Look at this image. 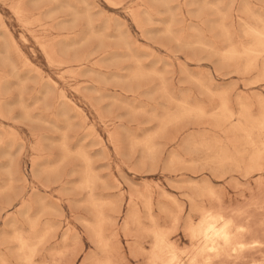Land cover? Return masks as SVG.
Wrapping results in <instances>:
<instances>
[{
	"label": "rangeland",
	"instance_id": "obj_1",
	"mask_svg": "<svg viewBox=\"0 0 264 264\" xmlns=\"http://www.w3.org/2000/svg\"><path fill=\"white\" fill-rule=\"evenodd\" d=\"M19 1L20 0H0V26L3 25V27H5L4 29L3 27L0 28V100H1L0 101L1 103L0 104V136H1L0 137V166L2 165L0 167V181H3V183L0 182L1 183L0 187L4 185V187L3 188L1 187V190H0V194H1L0 195V253H1L0 262H5V263L7 262L6 264H18V262H16L15 260V258L17 259V252H18V250H16L18 249L17 247L18 245L16 244L17 243L16 239L21 237L22 239L27 240L30 237H32L34 234L36 236L38 233L39 236L41 237L43 236L46 240L42 237L43 238L42 242L44 241L45 242L41 243L40 244L41 246L38 245L37 254L35 256L36 257L35 262L37 264H41V263L42 264H108V262L110 264H150L149 260H150V253H151L152 243H153L152 237H151V231L156 230V228L157 230L159 228L160 230H163V231L166 230L164 232H167L165 234L167 235L169 245L173 243V245L171 244L172 245L171 247H173V249L179 255V257L183 261L186 262L188 259L187 258L188 253L194 248V245L190 241L189 237L187 236L184 228H186L187 225L190 224L188 222L196 224L197 222L200 221V213H199L200 210L198 208H202L201 210L209 211V212H211L212 209L214 208L212 211L213 213L214 211L218 212V210L220 213L223 212L224 214L225 212H227V214L225 215H227L229 218L231 216L232 219L235 218V221L238 220V223L241 222L243 226L245 227H251V226L258 227L259 224L262 225V227L264 226L263 225L264 222H262L264 220V188H261V187H264L262 186L264 185V173L261 175L250 174L251 176H249L248 173L246 171L244 172L242 168H237V170H241L240 172V171H237L235 167L232 165L231 166L227 165L224 168H220L219 166H217L216 160L214 159L216 157L215 155H217L218 151L222 150L223 146L225 148L227 147L228 149H230L231 150L230 153L233 152L232 144L229 143L231 139H233V137H235L237 142L239 139L238 143L239 144L241 143L240 146L244 148V151L247 150L246 152H248V148L244 147L246 145L242 143L243 137L239 135L237 132H235L238 130L234 131L235 126L240 122L238 118H240L243 112L247 111L246 112L247 114L248 112H250L249 116L251 118L253 117L252 119L257 124L255 125V123H253V125L251 126L252 130H249V131L251 132L255 131L253 132L255 134H257V132L260 131L257 128L258 120H260L261 118H264V111H263L264 110V89H263L264 82H261V79L264 80V76H263L264 71L261 70V69L264 70L263 68L264 66H262L264 64V34H263L264 33V22H263L264 21V10L262 9L264 8V0H231L233 1V3H231V1L229 0H203V1L201 0L200 2L199 0H184V2L183 0H140V1L139 0H113V1L112 0L110 1L109 0L108 1L107 0H38V1L37 0H22L20 1V3ZM81 1L82 2L85 1V2L81 3ZM17 2H18V5L16 4ZM110 2L112 3L108 5L107 3H110ZM192 2L194 3V6H192L193 5ZM218 2L220 3V5H217ZM12 4H13L14 9H12L13 7H11ZM69 4L72 7H70ZM82 4L84 5L82 6ZM213 4L216 6H211ZM85 5L86 7H84ZM112 5L113 7L115 6V8H113ZM175 5L179 7V8L177 7L178 10L175 9L176 8ZM204 5L207 8H205ZM17 6H18V9H16ZM59 7L61 8V10L63 8V10L61 11ZM138 7L140 9V10L138 9L139 11L137 10ZM85 8H87L88 11H86ZM227 8H229V12L228 10L226 11ZM66 9L69 12L64 11ZM148 9H152V10H148ZM13 10L15 12L17 11V13L14 12L15 13L14 14ZM249 10H250V13H249ZM21 11L24 14H21ZM136 11H138V14L135 15ZM222 11L225 13L222 14L221 13ZM18 13H20L21 15L19 14L20 16L17 17ZM189 13L191 15H189ZM167 14L169 17L167 16ZM84 15L86 16V18ZM258 15H260L261 18ZM144 16L146 17V19ZM137 17L140 20L139 24H135L136 22H139ZM174 17L176 20L174 19ZM250 17L252 20L250 19ZM32 18L34 20H31ZM132 18L135 23L132 22ZM136 18L137 20H135ZM19 19H21V21H19ZM84 19H86L87 21ZM179 19H181L182 21ZM211 19L215 20L214 22L212 20L213 24L211 22ZM68 20H72V21L70 22ZM91 20H92V23H91ZM255 20L256 21L259 20L258 22L261 25L259 23H255L256 22ZM29 21H31V23ZM203 21H204V24H203ZM242 21L243 23H240ZM116 22L118 23V25L120 24L119 25L120 27L117 25ZM176 22L178 23L174 25ZM210 22L212 24V27H211ZM218 22L221 23V26H220V23ZM22 23H25V24L22 25ZM159 23L162 24V26L164 24L166 27L165 26L162 27ZM190 23L192 24V26H190ZM226 23L229 29L228 27L226 28L227 26ZM73 24L74 26H72ZM87 24L89 28L87 27ZM230 24L233 26H230ZM143 25L145 26L144 27L145 30H143L144 28H140L141 26L143 27ZM42 27H44V29ZM223 27L225 28L223 29ZM90 28H92L91 29L92 31L90 30ZM210 28L212 29V32ZM213 28L214 29L216 28L215 31L213 30ZM217 28L220 29V31L217 30ZM241 28L243 29V31H241L242 30ZM126 29L128 30V33H126L127 32ZM138 29H141V31H139ZM158 29L160 31L156 32L158 31ZM189 29L191 32L189 31ZM177 32L179 33L177 34ZM84 35H86V37H84ZM172 35L175 39L172 37ZM217 35L220 36V38L223 36L224 37L223 39H215L214 37L217 38ZM67 36H70V38H68ZM175 36L177 38L179 37L180 39L179 38L177 39ZM187 36H189V38ZM200 36L202 39L200 38ZM66 37L68 38V41ZM71 37L72 38L77 37V38L72 39ZM184 37L186 39H184ZM168 38L169 39L171 38L174 40L173 41L167 40ZM187 38L191 40V41H187L188 43H186L185 41V40H188ZM23 39L25 41H23ZM92 39H96V40H92ZM99 39L103 41L99 43L100 42ZM125 39L127 40L126 42H125ZM195 39H199V40H195ZM117 40L120 42H118ZM206 40L208 44L206 43ZM210 41H211L210 43L211 45L209 44ZM246 41H248L249 43H246ZM121 42L125 45L126 44L128 45L130 44V45L128 47V45L125 46ZM224 42H226L228 45L225 44ZM232 42L233 44H231ZM243 42L244 44H241ZM180 43L181 45H179ZM234 44L235 45L237 44L236 47H234L235 46ZM240 44L242 46L243 45L245 46L242 47ZM213 48L215 49V51ZM222 48L224 49L226 48V49L224 50ZM236 48L239 52L236 50ZM5 49L7 50V53ZM257 49L258 51L261 49L262 50V51L260 50L261 53L260 51L257 52ZM44 50L45 52H42ZM137 50H138V54H137ZM152 50L155 51V53ZM199 51H201V53ZM130 52H132V55L130 54ZM1 53H2V56H1ZM140 53L141 55L143 53L145 55L143 54L141 56L142 58H140ZM207 53H209L208 56H207ZM216 53L219 55L220 58L218 57ZM44 54L47 55L49 58H46L47 56H45ZM254 54L255 56L253 57L252 55ZM111 55L113 56L111 57ZM117 55L119 57H117ZM126 55L129 57V59ZM136 55L139 57H137ZM2 57L3 58L5 57L6 59H8L9 62L5 58H4L5 59L4 61ZM109 57L112 58L113 60H111ZM144 57H146V59H144ZM241 57H243L242 60H241ZM248 57H251L252 60L251 58L249 59ZM255 57L256 58L258 57V59H256ZM109 59L110 61H107ZM161 59H163V61ZM95 60L97 61L95 62ZM129 60L130 61L132 60V61L129 62ZM255 60L257 63L255 62ZM119 61H122V62H119ZM125 61H128V62H125ZM166 61L170 63L168 64ZM27 62L29 63L26 64ZM154 62L157 65L154 64ZM221 62H225L226 65L227 63L229 64L226 66L224 65L225 63L223 64ZM253 62L255 63V66ZM95 63H97L96 64L97 67L95 66ZM56 64L58 67L56 66ZM133 64H135L134 66L136 67V69L134 70L133 68H131V67H134ZM233 64L236 66H234ZM242 66H245V67L248 66V69L245 67L243 68ZM126 67L127 69H125ZM149 67L153 71H151ZM153 67H156V68H153ZM256 67L257 69H255ZM240 68L243 69V71ZM35 69L38 73L35 72ZM14 70L15 72L13 73ZM156 70H158L159 72ZM64 71H68V72L64 73ZM130 71H132L131 72L132 74L130 73L128 76V73ZM182 71L183 73H181ZM235 71L237 74L235 73ZM246 71H247V74H246ZM156 72H158V74ZM191 72L192 74H190ZM92 73L94 74V76H91ZM95 73L97 76L95 75ZM111 73L114 74L116 78L118 79L112 76ZM216 73H218L219 75ZM73 74L76 76H72ZM227 74L228 75L230 74L229 77ZM130 75H131V78H130ZM185 75L188 79H185L186 78ZM203 75H206V76L204 77ZM207 75H208V80L206 78ZM256 75L257 76L259 75L260 78L258 76L259 79H257ZM99 76H101V78H99ZM156 76L158 77L159 81L157 80ZM123 77L124 78L126 77V78L123 80L122 79ZM198 77L199 79H197ZM200 77L201 78L204 77L206 79H202L200 81L201 79ZM129 79H132V80H129ZM110 80L111 81L114 80V81L111 82ZM141 80L143 82H141ZM244 81H247V82L245 83ZM13 83L15 84L17 83V85ZM81 83H83L84 85L83 84L82 86L79 85ZM255 83L256 85H254ZM196 84H199V86ZM207 84H210L209 85L210 88L207 87ZM247 84L250 87L247 86ZM10 85L13 87L14 86L17 87V89H15V87L10 88ZM159 85L162 87V89ZM76 86H81V87L78 88ZM157 86L161 90L159 89L158 91ZM20 87L22 88V91ZM24 87L26 89H24ZM46 87H47L48 92L45 89ZM197 87L200 89L201 92H199ZM219 88L222 90H220ZM183 89L185 90V92ZM210 89L211 90L213 89V91H211ZM165 90H167L168 92H166ZM181 91H182V95H181ZM39 92H41L43 95H41V93ZM98 92L99 94H97ZM153 92H155V94ZM156 92L158 94H156ZM132 93L133 95H131ZM143 93L146 95H144ZM152 93L154 95H151ZM161 93L162 94L164 93L163 94L164 96L163 95L161 96L160 95ZM167 93L171 94V97H169ZM256 93H260V94L256 96L257 95ZM36 95L38 97L37 99H36ZM105 95L108 98H106ZM178 95L181 96L182 98H179ZM198 95H202V96H198ZM206 95H208V98L206 97ZM216 95L219 97H216ZM148 96L150 99L148 98ZM152 96H154L153 99H152ZM243 96L247 98L249 96V98L248 99L245 97L243 98ZM185 97L189 99L183 100L185 99ZM213 97H215V99ZM43 98H45V100ZM167 98L169 99L168 102L173 101L172 104H170L171 102L170 103L165 102V99L168 100ZM171 98L175 100L177 99V100L175 101ZM192 98L194 99V101ZM34 99L37 101H35ZM62 99H64V102L62 101ZM178 99L180 102L178 101ZM180 99H182L183 102H181L182 100ZM58 100H60V102ZM131 100H133L134 102L133 101L131 102ZM123 101L124 102L128 101L127 102L128 104L124 103ZM138 101L140 102H139V105L137 106ZM199 101L201 102V104L202 103L203 104L201 105ZM222 101L224 102L226 101L225 103L227 107H229L228 108L229 114L232 115L231 121L227 120L226 121L227 123L225 122V124L220 123L216 119L219 114L218 112L219 106L216 104L220 105ZM245 101L246 102L248 101L247 103L250 102L249 104H252L253 107L248 104L249 108H252V109H248V106ZM19 102L20 103L22 102L21 108L23 107V110H25V107L26 109H28L27 112L25 110V113H24V111L20 109ZM193 102L196 103L197 105H194ZM236 103H238L239 107L237 106ZM131 104L133 106H131ZM172 105H173V108H172ZM10 106L11 108H9ZM139 106L143 107L144 110L142 108L140 109ZM165 106L166 107L168 106L166 109L167 110L170 109L169 110L170 112L167 111L166 109L163 110ZM197 106L199 107V109L197 108ZM132 107L136 109L137 112H135V110ZM151 107L153 108V110H150ZM178 107H179V110L181 108V111H182L181 113L177 109ZM127 108L129 109V111ZM61 109H64V110L62 111ZM154 109L156 111H154ZM209 109L213 111H209ZM174 110L176 112L178 111L179 114L177 112V115H176ZM150 111L152 113H149ZM259 111H260V114L257 115ZM66 112L67 114L70 113L69 116L66 114ZM143 112H145V115H147V117L143 115ZM159 112L162 114H160ZM206 112L208 114H206ZM169 113L170 114L173 113L171 114V117L169 116ZM174 113L176 116L174 115ZM251 113L253 116L251 115ZM27 114L30 120L26 117ZM38 114H39V117H38ZM74 114L76 115V118ZM136 114H139V115H136ZM180 114L181 116L179 117ZM35 115H36V118L38 119L40 118L38 122L40 121L41 124L37 122V120L35 119ZM133 115H136V116L133 117ZM155 115L160 116V120H159V117L157 118L155 117ZM189 115H190V118H189ZM2 116L4 118H2ZM173 116H174V119H173ZM55 118L57 119L56 121H55ZM85 118H87V121ZM180 118L181 120H183L182 123L178 121L180 120ZM194 118L197 121L201 119L199 121L200 125L197 121H195ZM150 119H152L151 122H150ZM187 119H190V120L188 121ZM211 119L213 120L212 123H211ZM206 120L208 121L209 124L207 123ZM173 121L178 122V124L176 125V123ZM51 122L52 124H50ZM162 122L164 124H162ZM206 123L208 125H206ZM64 124L66 125V128ZM174 124L176 126H174ZM210 124L212 127L210 126ZM232 124L234 127L232 126ZM213 125H214V129H213ZM155 126L158 128L157 130H155ZM52 127L54 128L53 130L51 129ZM159 127H160V131H158ZM131 128L133 129L132 130L133 132L136 130L137 131L135 133H131L132 132L130 130ZM146 128L151 129V131L154 130L152 131L154 133H150V130ZM226 128L228 132L225 130ZM91 130L95 132L93 133ZM224 130L226 131V133H228L227 136ZM201 131H204L206 136L207 134L211 132V134L207 136L209 140L206 136H204L205 134L202 135L203 132ZM159 132L162 134L161 135L162 137L159 134H157ZM200 132H201V135H200ZM60 133H64V135ZM214 134H216V136ZM84 135H86L87 137ZM90 135H92V137ZM9 136L13 138L11 139L9 138ZM49 136L50 137L53 136L52 139L61 138L62 140L60 139V142H59V140L57 141L56 139H54L53 140L54 142H52ZM158 136H160V138H156ZM190 136L193 139H191ZM202 136H204L205 139L202 138ZM209 136H211L212 139ZM48 137L50 138V141L49 139H46ZM215 137L217 138L215 139ZM6 138L10 140L8 141ZM99 138H101L102 141H99ZM129 138H130V141H129ZM218 138L222 139V141H219ZM227 139H228V142H227ZM235 139H233L232 141H235L234 143H237ZM12 140L14 141L12 142ZM94 140H96V142ZM201 140H205L206 142L201 141ZM207 140L209 141V143L207 142ZM212 140L214 141V143H212L213 142ZM217 140L219 141V145H218ZM55 141L58 144L55 143ZM93 142H95L94 143L95 147H93L94 146ZM99 142H101V144ZM220 142H222V144H220ZM50 143L55 144V146L57 147H54V145L51 146ZM158 143L161 147H159ZM191 143H194L195 146ZM199 143H202V144L205 143V144L204 145L200 144V146H198ZM1 144H3V146H1ZM65 144L67 145L65 146ZM141 144H143L144 146ZM131 145H133L134 147L133 149ZM59 146L61 149L58 148ZM187 146H189L190 149L186 148ZM219 146H221V149ZM72 147L74 148L72 149ZM137 147H140V148H137ZM150 147L152 148V150ZM204 147L205 148L207 147V148L204 149ZM6 148H9L10 151L9 149L7 150ZM81 148L85 152L82 151ZM197 148L198 150H200L199 152ZM225 148H223V150ZM242 148H240L241 151L243 150ZM69 149H72V151L71 150L69 151ZM61 150L63 153L61 152ZM5 151H7L8 153ZM42 151L43 153H41ZM77 151H80V152L82 151L83 154H80V152H77ZM150 151L151 152L154 151L153 154L152 153L150 154ZM9 152L11 153L12 158L10 157ZM12 152L13 153L16 152V153L13 154ZM72 152L75 155L78 154L76 155L78 157L76 158V156ZM143 152L145 156L142 154ZM85 153L86 155H84ZM170 153H172L171 157L169 156ZM4 154L6 157L4 156ZM70 154H72L71 157L75 156V158L69 157ZM86 156L90 157L89 160H88V157ZM178 156L181 158H179ZM8 157L9 159H11V161H9ZM173 157H174V160L172 162ZM44 158L45 160H43ZM55 159L59 160V162ZM80 159H81V163H80ZM211 159H214V160L212 161ZM48 160L50 163L48 162ZM153 160H154V163H153ZM142 161L144 162L142 163ZM166 161L170 162L168 165L169 166L168 169H165L167 168ZM8 162H9V165H8ZM86 162L87 164H85ZM171 162L173 164H171ZM178 162L181 163L183 168L182 166L180 167V164ZM189 162H191L192 164H190ZM38 163L40 167H37ZM198 163H200V165ZM46 164H48L49 168H47L48 166H46ZM4 165L5 166L8 165V166L5 167ZM44 165L45 167L42 168ZM54 165L55 166L58 165L57 171ZM191 165L193 168L191 167ZM185 166L187 169L185 168ZM50 168L52 170H50ZM194 168L196 170H194ZM55 172L57 173L56 175H55ZM74 172H76L75 175H74ZM83 172L85 174H83ZM242 172L244 173L242 174ZM11 174H12V177H11ZM7 175L9 176V178ZM220 175H222V177ZM89 176L91 178H89ZM82 177H84V179ZM85 177H86V182H87L86 183L87 190L86 189L83 190L84 189L83 183L81 184L79 183V180L84 182ZM257 178L259 180L262 178L261 183ZM229 179H231V181ZM254 179H256L257 183L256 182L254 183L253 181ZM189 180H191V182ZM195 181H196V185L194 184ZM6 182L7 183L9 182V183L6 184ZM209 182L211 185H214V187H212L210 184H207V186L210 187L212 191H214L212 193V197H209L206 199L205 197L207 196L205 197L198 196L197 191L200 188L204 187L206 183H209ZM154 184L155 186L157 185L156 186L157 188L154 186ZM5 185L9 188V190H7L8 188L5 187ZM78 185H79V188H78ZM184 185H186V187ZM10 187H12L11 191H10ZM257 187L259 190L257 189ZM88 189H91V190H88ZM90 191L91 193H93V195L89 194ZM260 191H262L261 193H263L262 196L259 193ZM149 192L151 193L150 195H152L150 196V198L148 196ZM183 194H184V197H186L188 201L189 200L192 201L193 199L195 200L196 196H198L197 197L198 200L196 199L195 200L196 202L192 201V205H191L190 201L188 203V201L184 197L181 198ZM145 195L148 196L149 198L148 201ZM90 196L92 198L96 196L95 201ZM99 197H102V198H99ZM172 197H173V200H172ZM129 198H131L132 202L129 201L130 200ZM217 198L218 199L221 198V199L216 201ZM41 199L42 200L46 199V200L42 201ZM106 200H107L108 207L106 206L107 205ZM201 201L204 203L202 204ZM42 202L43 203L45 202V203L43 204ZM147 202H149L150 204H147ZM176 202L180 203L178 204V207L179 206L181 207L179 210L176 205L177 204ZM181 202H184V203H181ZM214 202H217V203L221 202L220 204L222 205L214 203ZM29 203L31 206H28ZM133 203H136V204H133ZM194 203L196 204V207H194L193 209V207L191 206H194ZM22 204H25L26 206ZM146 204L149 207H147ZM255 204L256 206H254ZM162 205H166V206H162ZM208 205L209 207H207ZM219 205L221 206L220 209L223 208V211H221L222 209L221 210L217 209L219 208ZM40 206H41V210L39 211ZM96 206L97 208H99L100 211H102L104 216L99 212L97 208H95ZM102 206L103 207L106 206V207L102 208ZM236 206H239L240 208L238 207L239 209L237 210ZM234 207H235V210L237 211L233 209ZM242 207L245 209H243ZM148 208L149 209L152 208L150 209L151 213L150 211L149 212L147 211L149 210ZM195 208H197L198 210L196 211ZM228 208L231 211V213H235L236 216H234V214H231ZM167 209L168 211H166ZM246 209L249 212L248 214L251 215L252 212L254 211L255 215L253 216L251 215L252 218L247 217V216H245L246 218L244 217L245 219L240 218L244 216L245 214L248 215L246 213L247 212ZM192 210H195L196 212L195 211L192 212ZM173 211L174 212L176 211L175 213L178 215L176 216V214L173 213ZM96 212L98 214L100 213V216L102 218L103 226H101V230H102L101 237L104 238V240H106V241H103V244H102L103 239L101 238L100 240H97L95 233L93 232L94 231L93 229L96 226L94 225L96 224V217L98 215ZM137 212L138 214H136ZM170 212L172 214H170ZM238 212L243 215L240 214V216L238 217L239 215ZM18 214H21L20 215L21 217ZM27 215L28 217L30 215V217L28 218ZM135 215H137V219ZM138 215L140 217H138ZM186 215L190 219L186 217ZM152 217H153V220H151ZM236 217H238L239 219H237ZM139 218H141V220ZM174 218L175 220L177 219L178 221V222L176 221L177 223H175ZM249 218L251 221L249 220ZM253 218H255V220ZM136 220H138V222L140 221L139 222L140 224ZM173 220H174V224H173ZM246 220H249L251 223L255 222L257 226L255 223L251 224L250 222ZM14 221H16V223ZM45 221H48V222L45 223ZM258 221L260 222L257 223ZM19 222L21 223L23 228L21 227ZM246 222H248L249 225ZM241 223L239 225H241ZM27 224L29 225V227L27 226ZM45 224L48 227H45L44 226ZM260 225L258 228L262 229ZM10 227L12 230L10 229ZM18 227L19 228L21 227L20 228L21 230L18 231ZM35 227L37 229H35ZM14 229L15 230L17 229L18 232L21 231L22 233H18ZM33 229L36 231V233L32 231ZM167 229L170 233L171 231L174 232L175 235L173 233L169 235ZM146 230H148L150 234ZM173 230H176V232ZM261 232L264 234V227H263V231H260L259 233V235L262 237H259L258 235L259 241H261V244L263 243V249H264V235H262ZM11 233H12V236H9ZM31 234L33 235L31 236ZM3 235L4 236L6 235V236L4 237ZM3 237L6 238V240L4 239V241L5 242L7 241L8 242V243L6 242L7 244L5 242H2ZM258 238H256L255 236H251V238L246 239V241L250 242L252 241V239L258 240ZM104 242H106L105 246H104ZM183 247H186L187 250H188V247H190V249L189 251L186 252V250H184L185 248L183 249ZM9 249L11 251H8ZM179 251H181L182 253ZM262 253L264 254V251ZM229 257H230L229 258L230 260L229 259L227 260L228 257L226 256V262L224 260L225 257H221L223 260L221 258L214 260L213 258L211 264L213 263L214 264H244L245 262H246L245 264H262V263L264 264V255L262 254L253 255L252 257L254 258L249 256L248 258L242 260L241 262L238 260L234 261V257L232 255ZM3 258H4V261H3Z\"/></svg>",
	"mask_w": 264,
	"mask_h": 264
},
{
	"label": "bare ground",
	"instance_id": "obj_2",
	"mask_svg": "<svg viewBox=\"0 0 264 264\" xmlns=\"http://www.w3.org/2000/svg\"><path fill=\"white\" fill-rule=\"evenodd\" d=\"M20 1H22V0H20ZM20 1H19V3H20ZM38 1V0H37ZM108 1V0H107ZM110 1V0H109ZM113 1V0H112ZM140 1V0H139ZM201 0H199V2H200ZM203 1V0H202ZM229 1H231V0H229ZM35 2V1H34ZM55 2H57V1H55ZM85 2V1H84ZM84 2H82L81 1V3H84ZM183 2H184V0H183ZM198 2V3H199ZM216 2V1H215ZM247 2V1H246ZM22 3V2H21ZM112 2H110V3H107L108 5H110ZM118 3V2H117ZM155 3H157V2H155ZM160 3V2H159ZM179 3V2H178ZM198 3H197V5H198ZM231 3H233V1H231ZM245 3V2H244ZM17 5H18V2L16 3ZM36 4V3H35ZM65 4H67V3H65ZM87 4V3H86ZM135 4V3H134ZM141 4V3H140ZM161 4V3H160ZM170 4V3H169ZM193 4V5H192ZM192 6H194V3L192 2ZM196 4V3H195ZM207 4V3H206ZM215 4V3H214ZM211 5V6H216V5ZM4 5V4H3ZM70 5V4H69ZM84 4H82V6H83ZM201 5V4H200ZM209 5V4H208ZM217 5H220V3L218 2V4ZM231 5V4H230ZM66 6V5H65ZM68 6V5H67ZM96 6H98V5H96ZM121 6V5H120ZM164 6V5H163ZM169 6V5H168ZM205 6V5H204ZM247 6V5H246ZM11 7H13V4H12V6ZM19 7H20V5H19ZM70 7H72L71 5H70ZM79 7V6H78ZM84 7H86V5L84 6ZM112 7H113V5H112ZM165 7V6H164ZM167 7V6H166ZM175 9H177V7L178 6H176L175 5ZM210 7V6H209ZM218 7V6H217ZM229 7V6H228ZM76 8H77V6H76ZM97 8V7H96ZM113 8H115V6L113 7ZM118 8V7H117ZM141 8V7H140ZM170 8V7H169ZM174 8V7H173ZM179 8V7H178ZM205 8H207L206 6H205ZM212 8V7H211ZM255 8V7H254ZM259 8V7H258ZM12 9H14V7L12 8ZM16 9H18V6L16 7ZM20 9H21V7H20ZM23 9V8H22ZM59 9L61 10V8L59 7ZM65 9V8H64ZM86 9V11H88L87 10V8H85ZM139 9V7L137 8V10ZM167 9V8H166ZM171 9V8H170ZM200 9V8H199ZM198 9V10H199ZM213 9V8H212ZM256 9V8H255ZM261 9V8H260ZM263 10H264V8H262ZM62 10H63V8H62ZM61 10V11H62ZM133 10V9H132ZM135 10H136V8H135ZM140 10V9H139ZM138 10V11H139ZM148 10H152V9H148ZM178 10V9H177ZM176 10V11H177ZM197 10V11H198ZM202 10V9H201ZM228 10V12H229V8H227L226 9V11ZM251 10V9H250ZM250 10H249V13H250ZM64 11H67V9L66 10H64ZM81 11V10H80ZM84 11V10H83ZM99 11H101V10H99ZM127 11H128V9H127ZM138 11H136L135 12V15L136 14H138ZM147 11V10H146ZM216 11H217V9H216ZM219 11V10H218ZM244 11H245V9H244ZM257 11V10H256ZM256 11H255V13H256ZM259 11V10H258ZM15 11L13 10V13H14ZM26 12V11H25ZM67 12H69V11H67ZM103 12V11H102ZM145 12V11H144ZM164 12V11H163ZM173 12H174V10H173ZM196 12V11H195ZM201 12V11H200ZM15 13H17V11L15 12ZM14 13V14H15ZM53 13V12H52ZM55 13V12H54ZM80 13V12H79ZM134 13V12H133ZM167 13V12H166ZM166 13H165V15H166ZM190 13H191V11H190ZM189 13V15H191ZM193 13V12H192ZM207 13V12H206ZM220 13V12H219ZM222 14H224L225 12H221ZM20 13H18V15H17V17L18 16H20L21 14H24V13H22V11H21V14L19 15ZM26 14V13H25ZM106 14V13H105ZM147 14H149V13H147ZM159 14V13H158ZM199 14H201V13H199ZM242 14V13H241ZM245 14V13H244ZM40 15V14H39ZM70 15H71V13H70ZM83 15V14H82ZM91 15V14H90ZM89 15V16H90ZM134 15V14H133ZM164 15V14H163ZM163 15H162V17H163ZM175 15V14H174ZM221 15V14H220ZM247 15V14H246ZM249 15V14H248ZM50 16V15H49ZM53 16V15H52ZM85 16V15H84ZM160 16V15H159ZM167 16H168V14H167ZM177 16V15H176ZM250 16V15H249ZM259 17H260V15H258ZM15 17V16H14ZM51 17V16H50ZM91 17V16H90ZM145 17V16H144ZM157 17V16H156ZM169 17V16H168ZM223 17H225V16H223ZM23 18V17H22ZM39 18V17H38ZM85 18H86V16H85ZM138 18V17H137ZM137 18L135 19V20H137ZM158 18V17H157ZM157 18H156V20H157ZM261 18V17H260ZM16 19H18V18H16ZM74 19V18H73ZM91 19V18H90ZM93 19V18H92ZM145 19H146V17H145ZM153 19V18H152ZM151 19V20H152ZM174 19H175V17H174ZM225 19V18H224ZM250 19H251V17H250ZM31 20H34L33 18L31 19ZM84 20H86V19H84ZM138 20H139V18H138ZM156 20H155V22H156ZM162 20V19H161ZM166 20V19H165ZM176 20V19H175ZM179 20H181V19H179ZM178 20V21H179ZM207 20V19H206ZM212 20L213 19H211V22H212ZM219 20V19H218ZM220 20H221V18H220ZM219 20V21H220ZM252 20V19H251ZM18 21V20H17ZM19 21H21V19H19ZM18 21V22H19ZM68 21H72V20H68ZM78 21V20H77ZM76 21V22H77ZM87 21V20H86ZM85 21V22H86ZM164 21V20H163ZM162 21V22H163ZM170 21V20H169ZM182 21V20H181ZM210 21V20H209ZM215 20H213V22H214ZM241 21V20H240ZM256 21V20H255ZM259 21V20H258ZM258 21H256L255 23H259ZM30 23H31V21H29ZM118 22H119V20H118ZM132 22H134V20H133V18H132ZM145 22H147V21H145ZM159 22H161V21H159ZM168 22V21H167ZM211 22H210V24H211ZM213 22H212V24H213ZM264 22V21H263ZM20 23V22H19ZM27 23V22H26ZM34 23H35V21H34ZM38 23H40V22H38ZM91 23H92V20H91ZM117 23V22H116ZM121 23V22H120ZM135 23V22H134ZM133 23V24H134ZM140 23V20H139V22H136L135 24H139ZM142 23V22H141ZM178 22H176L174 25H176ZM218 23H220V22H218ZM224 23H225V21H224ZM240 23H243V21L242 22H240ZM23 24H25V23H22V25ZM86 24V23H85ZM108 24V23H107ZM125 24V23H124ZM123 24V25H124ZM150 24H152V23H150ZM160 24V23H159ZM203 24H204V21H203ZM212 24H211V27H212ZM260 24V23H259ZM27 25V24H26ZM40 25V24H39ZM63 25V24H62ZM66 25H67V23H66ZM69 25H70V23H69ZM116 25V24H115ZM117 25H118V23H117ZM120 25V24H119ZM118 25V26H119ZM141 25V24H140ZM148 25H149V23H148ZM157 25V24H156ZM161 26H162V24H160ZM171 25H173V24H171ZM219 25V24H218ZM226 25H227V23H226ZM246 25H248V24H246ZM261 25V24H260ZM25 26V25H24ZM72 26H74V24L72 25ZM91 26V25H90ZM125 26V25H124ZM123 26V27H124ZM163 26H165L164 24H163ZM162 26V27H163ZM190 26H192V24L190 23ZM220 26H221V23H220ZM230 26H233V25H231L230 24ZM252 26V25H251ZM1 27H3V25H1L0 26V28ZM28 27V26H27ZM87 27H88V24H87ZM120 27V26H119ZM136 27V26H135ZM138 27H139V25H138ZM137 27V28H138ZM145 26L143 25V27L141 26L140 28H144ZM151 27V26H150ZM166 27V26H165ZM173 27V26H172ZM210 27V26H209ZM215 27V26H214ZM228 27V25L226 26V28ZM242 27V26H241ZM256 27V26H255ZM259 27V26H258ZM258 27H257V29H258ZM5 27H3V29H4ZM41 28V27H40ZM43 29H44V27H42ZM47 28V27H46ZM89 28V27H88ZM93 28V27H92ZM92 28H90V30L92 29ZM107 28V27H106ZM189 28V27H188ZM199 28V27H198ZM225 27H223V29H224ZM262 28V27H261ZM117 29V28H116ZM150 29V28H149ZM166 29V28H165ZM186 29V28H185ZM211 29V28H210ZM216 29V28H215ZM215 29L213 28V30L215 31ZM228 29H229V27H228ZM242 29V28H241ZM253 29V28H252ZM256 29V28H255ZM95 30V29H94ZM107 30V29H106ZM118 30V29H117ZM116 30V31H117ZM121 30V29H120ZM127 30V29H126ZM139 31H141V29H138ZM143 30H145V28L143 29ZM179 30V29H178ZM201 30V29H200ZM199 30V31H200ZM217 30H219L220 31V29H218L217 28ZM245 30V29H244ZM260 30V29H259ZM52 31V30H51ZM92 31V30H91ZM96 31V30H95ZM116 31H114V32H116ZM160 30L158 29V31H156V32H159ZM164 31V30H163ZM172 31H173V29H172ZM175 31H176V29H175ZM180 31V30H179ZM189 31H190V29H189ZM241 31H243V29L241 30ZM149 32V31H148ZM153 32H155V31H153ZM162 32V31H161ZM166 32V31H165ZM191 32V31H190ZM211 32H212V29H211ZM222 32V31H221ZM229 32H230V30H229ZM93 33V32H92ZM103 33V32H102ZM105 33V32H104ZM126 33H128V30H127V32ZM173 33V32H172ZM179 32H177V34H178ZM232 33V32H231ZM231 33H229V34H231ZM90 34V33H89ZM116 34V33H115ZM176 34V33H175ZM226 34V33H225ZM234 34V33H233ZM243 34V33H242ZM245 34V33H244ZM264 34V33H263ZM74 35V34H73ZM72 35V36H73ZM93 35V34H92ZM91 35V36H92ZM142 35V34H141ZM140 35V36H141ZM148 35H150V34H148ZM180 35V34H179ZM193 35V34H192ZM191 35V36H192ZM105 36H106V34H105ZM104 36V37H105ZM126 36V35H125ZM178 36V35H177ZM190 36V35H189ZM189 36H187L188 38H189ZM196 36V35H195ZM237 36V35H236ZM63 37V36H62ZM68 38H70V36H67ZM66 37V38H67ZM84 37H86V35H84ZM83 37V38H84ZM93 37V36H92ZM142 37V36H141ZM145 37V36H144ZM172 37H173V35H172ZM176 37V36H175ZM219 37V38H218ZM224 37V36H223ZM223 37H221L220 38V36H218L217 35V38L216 37H214L215 39H223ZM249 37V36H248ZM259 37V36H258ZM64 38V37H63ZM66 38H65V40H66ZM68 38H67V41H68ZM72 38V37H71ZM75 39L77 38V37H74ZM74 38H72V39H74ZM79 38V37H78ZM94 38V37H93ZM108 38V37H107ZM112 38V37H111ZM174 38V37H173ZM177 38V37H176ZM179 38V37H178ZM177 38V39H178ZM187 38V39H188ZM198 38V37H197ZM200 38H201V36H200ZM227 38V37H226ZM246 38V37H245ZM102 39H103V37H102ZM175 39V38H174ZM174 39H167V40H174ZM180 39V38H179ZM184 39H186L185 37H184ZM184 39H183V41H184ZM191 39H192V37H191ZM202 39V38H201ZM12 40V39H11ZM55 40V39H54ZM92 40H96V39H92ZM91 40V41H92ZM194 40V39H193ZM195 40H199V39H195ZM208 40V39H207ZM207 40H206V43L208 44V42H207ZM249 40V39H248ZM251 40V39H250ZM23 41H25L24 39H23ZM37 41V40H36ZM44 41V40H43ZM56 41V40H55ZM99 43H101L103 40H100L99 39ZM118 41V40H117ZM127 40L125 39V42H126ZM172 41H170V42H172ZM186 41V43H188L187 41H191L190 39H188V40H185ZM209 41V40H208ZM224 41H225V39H224ZM227 41V40H226ZM240 41V40H239ZM261 41H262V39H261ZM78 42V41H77ZM118 42H120V41H118ZM124 42V43H125ZM175 42V41H174ZM181 42V41H180ZM195 42V41H194ZM202 42V41H201ZM255 42V41H254ZM26 43V42H25ZM51 43V42H50ZM49 43V44H50ZM69 43V42H68ZM71 43H72V41H71ZM122 43V42H121ZM185 43V44H186ZM204 43V42H203ZM211 43V41L209 42V44ZM213 43V42H212ZM225 44H227L226 42H224ZM238 43V42H237ZM246 43H249L248 41H246ZM252 43V42H251ZM250 43V44H251ZM15 44V43H14ZM70 44V43H69ZM123 44V43H122ZM206 44V45H207ZM231 44H233V42L231 43ZM241 44H244V42L243 43H241ZM240 44V45H241ZM46 45V44H45ZM65 45V44H64ZM71 45V44H70ZM78 45V44H77ZM76 45V46H77ZM102 45V44H101ZM123 45H125V44H123ZM126 45H128V44H126ZM125 45V46H126ZM130 45V44H129ZM129 45H128V47H129ZM136 45V44H135ZM179 45H181V43L179 44ZM184 45V44H183ZM211 45V44H210ZM216 45V44H215ZM228 45V44H227ZM235 45V44H234ZM237 45V44H236ZM236 45L234 46V47H236ZM74 46V45H73ZM125 46H124V48H125ZM242 46V45H241ZM245 45H243L242 47H244ZM251 46V45H250ZM254 46H255V44H254ZM72 47V46H71ZM102 47V46H101ZM164 47V46H163ZM183 47V46H182ZM214 47V46H213ZM69 48V47H68ZM218 48V47H217ZM260 48V47H259ZM258 48V49H259ZM42 49V48H41ZM70 49V48H69ZM143 49V48H142ZM214 49V48H213ZM222 49H224V48H222ZM226 49V48H225ZM224 49V50H225ZM258 49H257V52H259L258 51ZM6 50V49H5ZM145 50H147V49H145ZM149 50V49H148ZM195 50V49H194ZM197 50V49H196ZM204 50V49H203ZM236 50H237V48H236ZM133 51V50H132ZM150 51H151V49H150ZM153 51V50H152ZM210 51V50H209ZM208 51V52H209ZM214 51H215V49H214ZM220 51V50H219ZM238 51V50H237ZM240 51H241V49H240ZM262 51V50H261ZM261 51H260V53H261ZM5 52V51H4ZM42 52H45V50L44 51H42ZM129 52V51H128ZM135 52V51H134ZM143 52V51H142ZM154 53H155V51H153ZM200 53H201V51H199ZM221 52V51H220ZM223 52V51H222ZM239 52V51H238ZM255 52V51H254ZM253 52V53H254ZM6 53H7V50H6ZM123 53V52H122ZM153 53V54H154ZM204 53H206V52H204ZM212 53V52H211ZM210 53V54H211ZM5 54V53H4ZM89 54V53H88ZM106 54V53H105ZM110 54V53H109ZM115 54H116V52H115ZM124 54V53H123ZM130 54L132 55V52H130ZM129 54V55H130ZM137 54H138V50H137ZM144 54V53H143ZM142 54V55H143ZM217 54V53H216ZM234 54V53H233ZM6 55V54H5ZM5 55H3V56H5ZM45 55V54H44ZM119 55V54H118ZM117 55V57H119ZM141 53H140V58H142L141 56ZM145 55V54H144ZM152 55V54H151ZM157 55V54H156ZM209 55V53H207V56ZM218 55V54H217ZM231 55V54H230ZM1 56H2V53H1ZM45 56H47V55H45ZM113 55H111V57H112ZM116 56V55H115ZM127 56V55H126ZM137 56V55H136ZM135 56V57H136ZM206 56V55H205ZM210 56H212V55H210ZM237 56H238V54H237ZM253 57L255 56V54L254 55H252ZM251 56V57H252ZM258 56V55H257ZM105 57V56H104ZM116 57V58H117ZM128 57V56H127ZM131 57H133V56H131ZM137 57H139V56H137ZM147 57V56H146ZM146 57H144V59H146ZM218 57H219V55H218ZM251 57H248L249 59L251 58ZM252 57V58H253ZM3 58V57H2ZM5 58V57H4ZM3 58V59H4ZM46 58H49L48 56L46 57ZM107 58V57H106ZM105 58V59H106ZM110 58V57H109ZM114 58V57H113ZM123 58H124V56H123ZM211 58V57H210ZM216 58V57H215ZM220 58V57H219ZM218 58V59H219ZM242 58L243 57H241V60H242ZM252 58H251V60H252ZM256 58V57H255ZM261 58V57H260ZM6 59V58H5ZM5 59H4V61H5ZM104 59V58H103ZM111 60H113L112 58H110ZM110 59L109 60H107V61H110ZM128 59H129V57H128ZM144 59H143V61H144ZM209 59V58H208ZM256 59H258V57L256 58ZM262 59V58H261ZM6 60H8V59H6ZM162 61H163V59H161ZM199 60V59H198ZM197 60V61H198ZM201 60V59H200ZM221 60H222V58H221ZM241 60H240V62H241ZM263 60V59H262ZM97 60H95V62H96ZM105 61V60H104ZM132 61V60H131ZM130 60H129V62H131ZM196 61V62H197ZM237 61V60H236ZM246 61V60H245ZM250 61V60H249ZM258 61V60H257ZM8 62H9V60H8ZM51 62V61H50ZM119 62H122V61H119ZM124 62V61H123ZM125 62H128V61H125ZM153 62V61H152ZM167 62V61H166ZM201 62V61H200ZM220 62V61H219ZM232 62V61H231ZM230 62V63H231ZM255 62H256V60H255ZM5 63V62H4ZM7 63V62H6ZM29 62H27L26 64H28ZM59 63V62H58ZM83 63V62H82ZM85 63H86V61H85ZM98 63V62H97ZM97 63H95V66L97 67ZM141 63V62H140ZM168 63V62H167ZM170 63V62H169ZM168 63V64H169ZM221 63H225V62H221ZM220 63V64H221ZM233 63V62H232ZM246 63V62H245ZM244 63V64H245ZM247 63H248V61H247ZM254 63V62H253ZM252 63V64H253ZM257 63V62H256ZM53 64V63H52ZM78 64V63H77ZM79 64H81V63H79ZM114 64V63H113ZM118 64V63H117ZM136 64V63H135ZM135 64H133V66L135 65ZM154 64H156L155 62H154ZM167 64V65H168ZM229 63H227V65H228ZM75 65V64H74ZM93 65H94V63H93ZM115 65H116V63H115ZM150 65V64H149ZM148 65V66H149ZM157 65V64H156ZM165 65V64H164ZM180 65V64H179ZM224 65H226V63L224 64ZM226 65V66H227ZM234 65V64H233ZM240 65V64H239ZM246 65V64H245ZM56 66H57V64H56ZM148 66H147V68H148ZM153 66V65H152ZM169 66V65H168ZM171 66V65H170ZM234 66H236V65H234ZM251 66V65H250ZM253 66V65H252ZM254 66H255V63H254ZM262 66H264V64L262 65ZM25 67V66H24ZM34 67V66H33ZM58 67V66H57ZM130 67V66H129ZM135 67V66H134ZM134 67H131V68H133V70L134 69H136V67L134 68ZM182 67V66H181ZM243 68L245 67V66H242ZM23 68V67H22ZM29 68H30V66H29ZM79 68V67H78ZM123 68V67H122ZM153 68H156V67H153ZM238 68V67H237ZM245 68H247L248 69V66L247 67H245ZM264 68V67H263ZM15 69V68H14ZM100 69V68H99ZM125 69H127V67L125 68ZM124 69V70H125ZM143 69V68H142ZM149 69H150V67H149ZM241 69V68H240ZM252 69H254V68H252ZM255 69H257V67L255 68ZM24 70V69H23ZM90 70V69H89ZM122 70V69H121ZM123 70V71H124ZM129 70V69H128ZM127 70V71H128ZM146 70V69H145ZM151 71H153L152 69H150ZM184 70V69H183ZM238 70V69H237ZM242 71H243V69H241ZM250 70H251V68H250ZM262 71H264L263 69H261ZM79 71V70H78ZM91 71V70H90ZM119 71V70H118ZM147 71H148V69H147ZM156 71H158V70H156ZM188 71V70H187ZM200 71V70H199ZM240 71V70H239ZM248 71V70H247ZM247 71H246V74H247ZM261 71V72H262ZM15 72V70L13 71V73ZM35 72H37L36 71V69H35ZM65 72H68V71H64V73ZM132 71H130L129 73H128V76H129V74L131 73ZM159 72V71H158ZM158 72H156L157 74H158ZM185 72V71H184ZM189 72V71H188ZM232 72V71H231ZM230 72V73H231ZM29 73V72H28ZM38 73V72H37ZM40 73V72H39ZM100 73V72H99ZM161 73V72H160ZM181 73H183V71L181 72ZM195 73V72H194ZM197 73V72H196ZM233 73V72H232ZM235 73H236V71H235ZM244 73V72H243ZM250 73V72H249ZM26 74V73H25ZM69 74V73H68ZM71 74V73H70ZM77 74V73H76ZM101 74V73H100ZM112 74V73H111ZM132 74V73H131ZM166 74V73H165ZM190 74H192V72L190 73ZM205 74V73H204ZM216 74H218V73H216ZM237 74V73H236ZM239 74H240V72H239ZM260 74V73H259ZM262 74V73H261ZM15 75H17V74H15ZM64 75H66V74H64ZM95 75H96V73H95ZM104 75V74H103ZM118 75H120V74H118ZM126 75V74H125ZM141 75H143V74H141ZM219 75V74H218ZM224 75V74H223ZM228 75V74H227ZM227 75H226V77H227ZM230 75V74H229ZM229 75H228V77H229ZM243 75H245V74H243ZM71 76V75H70ZM72 76H76V75H72ZM91 76H94V74L92 73L91 74ZM97 76V75H96ZM112 76H114L115 78H116V76L114 75V74H112ZM112 76H111V78H112ZM122 76V75H121ZM121 76H119V77H121ZM140 76V75H139ZM155 76V75H154ZM204 77L206 76V75H203ZM249 76V75H248ZM257 76V75H256ZM259 76V75H258ZM258 76H257V79H259L260 78V76H259V78H258ZM264 76V75H263ZM16 77H18V76H16ZM25 77V76H24ZM26 77H27V75H26ZM25 77V78H26ZM105 77H107V76H105ZM113 77V78H114ZM133 77V76H132ZM157 77V76H156ZM156 77H155V79H156ZM162 77V76H161ZM185 77H186V75H185ZM193 77V76H192ZM197 77V76H196ZM201 78L200 79V81L202 80V79H206L207 78V80H208V75H207V77L206 78ZM221 77V76H220ZM224 77V76H223ZM24 78V79H25ZM99 78H101V76H99ZM126 78V77H125ZM124 77L122 78L123 80L125 79ZM128 78V77H127ZM130 78H131V75H130ZM139 78V77H138ZM144 78V77H143ZM152 78V77H151ZM163 78V77H162ZM22 79V78H21ZM23 79V80H24ZM116 79H118V78H116ZM120 79V78H119ZM185 79H188L187 77L185 78ZM184 79V80H185ZM197 79H199V77L197 78ZM252 79V78H251ZM255 79V78H254ZM18 80V79H17ZM43 80V79H42ZM102 80V79H101ZM106 80V79H105ZM112 80V79H111ZM110 80V81H111ZM129 80H132V79H129ZM135 80V79H134ZM138 80V79H137ZM143 80H145V79H143ZM149 80V79H148ZM157 80L159 81V79H158V77H157ZM249 80V79H248ZM25 81H27V80H25ZM32 81V80H31ZM46 81V80H45ZM114 81V80H113ZM113 81H111V82H113ZM116 81V80H115ZM140 81V80H139ZM162 81V80H161ZM160 81V82H161ZM164 81V80H163ZM168 81V80H167ZM259 81V80H258ZM27 82H29V81H27ZM47 82V81H46ZM103 82V81H102ZM108 82V81H107ZM106 82V83H107ZM122 82V81H121ZM130 82V81H129ZM135 82V81H134ZM137 82V81H136ZM141 82H143L142 80H141ZM179 82H180V80H179ZM188 82V81H187ZM190 82V81H189ZM212 82V81H211ZM245 83L247 82V81H244ZM244 82H242V83H244ZM261 82H264V80H262L261 79ZM22 83V82H21ZM26 83V82H25ZM116 83V82H115ZM127 83H128V81H127ZM167 83V82H166ZM204 83H205V81H204ZM208 83V82H207ZM13 84H15V83H13ZM40 84V83H39ZM82 84L83 83H81V84H79V85H81L82 86ZM87 84V83H86ZM108 84V83H107ZM138 84H139V82H138ZM137 84V85H138ZM161 84V83H160ZM251 84V83H250ZM15 85H17V83L15 84ZM84 85V84H83ZM196 85H198L199 86V84H196ZM209 85L210 84H207V87H209ZM254 85H256V83L254 84ZM253 85V86H254ZM258 85V84H257ZM21 86H22V84H21ZM25 86V85H24ZM38 86V85H37ZM81 86H76V87H81ZM160 86V85H159ZM246 86V85H245ZM247 86H249L248 84H247ZM8 87H9V85H8ZM13 86H11L10 85V88H12ZM15 87V86H14ZM13 87V88H14ZM161 87V86H160ZM164 87V86H163ZM250 87V86H249ZM21 88V87H20ZM20 88H19V90H20ZM157 88H158V91H159V87L157 86ZM166 88V87H165ZM198 88V87H197ZM210 88V87H209ZM208 88V89H209ZM243 88V87H242ZM246 88V87H245ZM15 89H17V87H15ZM24 89H26L25 87H24ZM46 90H47V87L45 88ZM135 89V88H134ZM153 89V88H152ZM161 89H162V87H161ZM160 89V90H161ZM214 89V88H213ZM213 89L211 90V91H213ZM220 89V88H219ZM224 89V88H223ZM228 89V88H227ZM264 89V88H263ZM8 90V89H7ZM12 90V89H11ZM77 90V89H76ZM129 90H130V88H129ZM138 90V89H137ZM184 90V89H183ZM187 90V89H186ZM189 90V89H188ZM198 90H199V92H201L200 91V89L198 88ZM216 90V89H215ZM220 90H222V89H220ZM220 90H219V92H220ZM225 90V89H224ZM223 90V91H224ZM230 90H231V88H230ZM21 91H22V88H21ZM44 91V90H43ZM78 91V90H77ZM166 92H168L167 90H165ZM205 91V90H204ZM204 91H203V93H204ZM217 91V90H216ZM216 91H214V92H216ZM229 91V90H228ZM227 91V92H228ZM47 92H48V90H47ZM174 92V91H173ZM184 92H185V90H184ZM188 92V91H187ZM39 93H41V92H39ZM38 93V94H39ZM110 93V92H109ZM154 94H155V92H153ZM151 94V95H154V94ZM160 93V92H159ZM229 93V92H228ZM227 93V94H228ZM238 93V92H237ZM250 93V92H249ZM254 93V92H253ZM36 94H37V92H36ZM97 94H99V92L97 93ZM144 94V93H143ZM156 94H158L157 92H156ZM164 94V93H163ZM162 93L160 94L161 96L163 95ZM166 94V93H165ZM168 94V93H167ZM187 94V93H186ZM198 94V93H197ZM219 94V93H218ZM242 94V93H241ZM257 95L256 96H258V94H260V93H256ZM41 95H43L42 93H41ZM61 95V94H60ZM108 95V94H107ZM131 95H133V93L131 94ZM144 95H146V94H144ZM148 95V94H147ZM150 95V96H151ZM169 95V97H171V94H168ZM173 95V94H172ZM179 95H180V93H179ZM178 95V96H179ZM181 95H182V91H181ZM185 95V94H184ZM183 95V96H184ZM203 95H205V94H203ZM214 95V94H213ZM238 95V94H237ZM102 96V95H101ZM100 96V97H101ZM118 96V95H117ZM156 96V95H155ZM164 96V95H163ZM177 96V97H178ZM198 96H202V95H198ZM253 96V95H252ZM261 96V95H260ZM105 97L106 98H108L106 95H105ZM104 97V98H105ZM144 97V96H143ZM153 97L154 96H152V99H153ZM166 97V96H165ZM186 97H188V96H186ZM185 97V99H183V100H186V99H189V98H186ZM206 97L208 98V95H206ZM211 97V96H210ZM216 97H219V96H217L216 95ZM228 97V96H227ZM234 97V96H233ZM240 97H241V95H240ZM245 96H243V98H244ZM263 97V96H262ZM38 97H37V95H36V99H37ZM42 98V97H41ZM60 98H62V97H60ZM65 98V97H64ZM85 98V97H84ZM110 98V97H109ZM145 98V97H144ZM148 98H149V96H148ZM147 98V99H148ZM162 98H164V97H162ZM175 98V97H174ZM179 98H182L181 96H179ZM184 98V97H183ZM196 98V97H195ZM214 99H215V97H213ZM245 98H247V97H245ZM248 98H249V96H248ZM247 98V99H248ZM254 98H256V97H254ZM40 99V98H39ZM44 100H45V98H43ZM66 99V98H65ZM119 99V98H118ZM150 99V98H149ZM168 99V98H167ZM171 99H173V98H171ZM193 99V98H192ZM218 99V98H217ZM235 99V98H234ZM233 99V100H234ZM241 99V98H240ZM257 99H259V98H257ZM256 99V100H257ZM30 100H31V98H30ZM32 100H33V98H32ZM35 100V99H34ZM43 100V101H44ZM123 100V99H122ZM121 100V101H122ZM173 100H175V99H173ZM177 100V99H176ZM175 100V101H176ZM180 100H182V99H180ZM183 100L181 101V102H183ZM197 100V99H196ZM199 100H201V99H199ZM209 100V99H208ZM225 100V99H224ZM1 101V100H0ZM18 101V100H17ZM35 101H37V100H35ZM42 101V102H43ZM59 102H60V100H58ZM62 101L64 102V99H62ZM118 101V100H117ZM116 101V102H117ZM133 100H131V102H132ZM169 101V99L168 100H166L165 99V102H168ZM178 101H179V99H178ZM189 101V100H188ZM193 101H194V99H193ZM198 101V100H197ZM196 101V102H197ZM201 101H203V100H201ZM227 101H228V99H227ZM243 101V100H242ZM250 101V100H249ZM261 101V100H260ZM12 102V101H11ZM55 102V101H54ZM119 102V101H118ZM124 102V101H123ZM128 102V101H127ZM127 102H124V103H127ZM130 102V103H131ZM134 102V101H133ZM139 102L140 101H138V104H137V106L139 105ZM171 102V101H170ZM170 102H168V103H170ZM173 102V101H172ZM172 102L170 103V104H172ZM180 102V101H179ZM191 102H192V100H191ZM190 102V103H191ZM200 102V101H199ZM198 102V103H199ZM226 102V101H225ZM224 101H222L221 103H220V105L219 104H216V103H214V104H216V105H218L219 106V114H218V116H217V120L220 122V123H223V124H225V122L227 121V120H230L231 121V118H232V115L231 114H229V111H228V108L229 107H227V105H226V103H225ZM230 102V101H229ZM229 102H227V103H229ZM246 102V101H245ZM248 102V101H247ZM246 102V104H247V106H248V109H252V108H249V105H251L252 106V104H249V103H247ZM258 102V101H257ZM256 102V103H257ZM20 103V102H19ZM22 103V102H21ZM21 103H20V109H22L23 110V107L21 108ZM62 103V102H61ZM70 103V102H69ZM156 103V102H155ZM175 103V102H174ZM173 103V104H174ZM177 103V102H176ZM188 103V102H187ZM194 103V102H193ZM192 103V104H193ZM218 103V102H217ZM234 103H235V101H234ZM1 104V103H0ZM5 104V103H4ZM44 104V103H43ZM63 104V103H62ZM119 104V103H118ZM128 104V103H127ZM182 104H184V103H182ZM186 104V103H185ZM189 104V103H188ZM191 104V105H192ZM200 104H201V102H200ZM203 104V103H202ZM201 104V105H202ZM211 104V103H210ZM213 104V103H212ZM237 104V106H238V103H236ZM249 104V105H248ZM7 105H8V103H7ZM19 105V104H18ZM23 105H24V103H23ZM57 105V104H56ZM61 105V104H60ZM64 105V104H63ZM123 105H125V104H123ZM133 105H134V103H133ZM132 104H131V106H133ZM167 105V104H166ZM178 105V104H177ZM194 105H197L196 103H194ZM120 106H121V104H120ZM142 106V105H141ZM144 106V105H143ZM147 106V105H146ZM179 106V105H178ZM181 106H183V105H181ZM186 106V105H185ZM200 106V105H199ZM218 106H217V108H218ZM228 106H229V104H228ZM250 106V107H251ZM7 107V106H6ZM19 107V106H18ZM62 107V106H61ZM65 107V106H64ZM125 107V106H124ZM145 107V106H144ZM168 107V106H167ZM166 106L164 107V109L163 110H165L166 108H167ZM170 107H171V105H170ZM175 107H176V105H175ZM180 107V106H179ZM179 107L177 108L178 110H179ZM190 107V106H189ZM209 107V106H208ZM211 107H212V105H211ZM232 107V106H231ZM239 107V106H238ZM246 107V106H245ZM253 107V106H252ZM257 107V106H256ZM9 108H11V106L9 107ZM14 108V107H13ZM69 108V107H68ZM67 108V109H68ZM133 108V107H132ZM139 108L141 109H143V107H140L139 106ZM146 108V107H145ZM172 108H173V105H172ZM194 108V107H193ZM197 108L199 109V107L197 106ZM203 108V107H202ZM71 109V108H70ZM77 109V108H76ZM128 109V108H127ZM134 109V108H133ZM204 109H205V107H204ZM213 109V108H212ZM242 109V108H241ZM240 109V110H241ZM25 110H26V112H27V110L28 109H26V107H25ZM25 110H23L24 111V113H25ZM62 111L64 110V109H61ZM135 110V112H137L136 111V109H134ZM144 110V109H143ZM150 110H153V108L151 107V109ZM167 110V109H166ZM170 110V109H169ZM169 110H167V111H169ZM214 110V109H213ZM213 110H210L209 109V111H213ZM256 110V109H255ZM257 110H259V109H257ZM10 111V110H9ZM66 111V110H65ZM128 111H129V109H128ZM154 111H156L155 109H154ZM173 111V110H172ZM175 111V110H174ZM187 111V110H186ZM249 111V110H248ZM264 111V110H263ZM67 112H68V110H67ZM67 112H66V114H67ZM72 112V111H71ZM164 112V111H163ZM170 112V111H169ZM178 112V111H177ZM177 112L175 111V113H176V115H177ZM179 112L181 113L182 111H181V108H180V110H179ZM179 112H178V114H179ZM195 112V111H194ZM204 112H205V110H204ZM217 112V111H216ZM232 112H233V110H232ZM243 112V111H242ZM247 112V111H246ZM246 112H243L242 114H241V116H240V118H238L239 120H240V122L235 126V128H234V131L235 130H238V131H235V132H237L239 135H241L242 137H243V144H245L246 146H244V147H247L248 148V152H246V151H244V148H242L240 145H241V143L239 144L238 142H239V139H238V142H237V140L235 139V137H233V139H235L236 140V142L238 143H234L235 141H232L233 139H231L230 137V139H231V141L233 142H229L230 144H232V151L233 152H231L230 153V149H228L227 147L225 148L224 146H223V148H225L224 150H223V148H222V150L221 151H218V153H217V155H215L216 157L214 158L215 160H216V163H217V166H219L220 168H224L225 166H227V165H232V166H234L235 167V169L237 170V168H242L243 170H244V172L246 171L247 173H248V175L249 176H251L250 174H256V175H261V174H263L264 173V118H261L260 120H258V130H260V131H258L257 132V134H255V133H253V132H255V131H253V132H251V131H249V130H252V125H253V123H255L254 122V120L249 116V113L250 112H248V114L246 113ZM28 113H29V111H28ZM132 113V112H131ZM149 113H152L151 111L149 112ZM156 113V112H155ZM160 113V112H159ZM175 113H174V115H175ZM253 113V112H252ZM252 113H251V115H252ZM262 113V112H261ZM58 114V113H57ZM70 114V113H69ZM69 114H67L68 116H69ZM139 114H140V112H139ZM139 114H136V115H139ZM142 114V113H141ZM147 114H148V112H147ZM160 114H162V113H160ZM164 114H166V113H164ZM171 114H173V113H171ZM171 114L169 113V116L171 117ZM195 114H197V113H195ZM206 114H208L207 112H206ZM215 114V113H214ZM260 114V111L258 112V114L257 115H259ZM60 115V114H59ZM63 115V114H62ZM73 115V114H72ZM83 115V114H82ZM130 115H132V114H130ZM136 115H133V117L134 116H136ZM143 115H145V112H143ZM175 115V116H176ZM187 115V114H186ZM236 115V114H235ZM74 116H75V118H76V115L74 114ZM146 117H147V115H145ZM148 116H149V114H148ZM152 116V115H151ZM154 116V115H153ZM181 116V114L179 115V117ZM188 116V115H187ZM195 116V115H194ZM234 116V115H233ZM253 116V115H252ZM27 118H28V114H27V116H26ZM30 117V116H29ZM38 117H39V114H38ZM51 117V116H50ZM58 117V116H57ZM56 117V118H57ZM73 117V116H72ZM155 117H159V120H160V116H157V115H155ZM164 117V116H163ZM184 117V116H183ZM257 117V116H256ZM2 118H4L3 116H2ZM23 118H24V116H23ZM33 118V117H32ZM54 118V117H53ZM55 118V121L57 120ZM59 118V117H58ZM61 118V117H60ZM70 118V117H69ZM74 118V117H73ZM151 118V117H150ZM167 118V117H166ZM177 118V117H176ZM188 118V117H187ZM189 118H190V115H189ZM199 118V117H198ZM197 118V119H198ZM213 118H215V117H213ZM234 118V117H233ZM259 118V117H258ZM29 119V118H28ZM35 119L37 120V122H38V120H40V118L38 119V118H36V115H35ZM44 119V118H43ZM86 119V121H87V118H85ZM153 119V118H152ZM152 119H150V122L152 121ZM162 119V118H161ZM173 119H174V116H173ZM184 119V118H183ZM195 119V118H194ZM208 119H209V117H208ZM207 119V120H208ZM30 120V119H29ZM34 120V119H33ZM107 120V119H106ZM154 120V119H153ZM158 120V121H159ZM167 120V119H166ZM180 120H181V118H180ZM178 120L179 122H181L182 123V121L183 120ZM185 120H186V118H185ZM188 121L190 120V119H187ZM201 120V119H200ZM199 120V121H200ZM206 120V121H207ZM216 120V121H217ZM242 120H244V121H242ZM85 121V122H86ZM149 121V120H148ZM170 121V120H169ZM195 121H197L196 119H195ZM199 121H197L198 123H199V125H200V122ZM42 122V121H41ZM67 122V121H66ZM93 122V121H92ZM173 122H175V121H173ZM213 122V120L211 119V123ZM257 122V121H256ZM38 123H40V121L38 122ZM43 123V122H42ZM56 123V122H55ZM94 123V122H93ZM158 123V122H157ZM176 123V125L178 124V122H175ZM207 123H208V121H207ZM206 123V125H208ZM217 123V122H216ZM227 123V122H226ZM243 123V124H242ZM41 124V123H40ZM44 124V123H43ZM50 124H52V122L50 123ZM161 124V123H160ZM159 124V125H160ZM162 124H164L163 122H162ZM168 124H169V122H168ZM171 124V123H170ZM234 124V123H233ZM233 124H232V126H233ZM45 125V124H44ZM53 125H54V123H53ZM71 125V124H70ZM79 125V124H78ZM175 124H174V126H176ZM255 125H257L256 123H255ZM51 126V125H50ZM64 126H65V128H66V125L64 124ZM64 126H62V127H64ZM67 126H68V124H67ZM72 126V125H71ZM77 126V125H76ZM75 126V127H76ZM86 126V125H85ZM157 126V125H156ZM155 126V130H157L158 128ZM203 126H205V125H203ZM210 126H211V124H210ZM209 126V127H210ZM57 127V126H56ZM153 127V126H152ZM212 127V126H211ZM231 127V126H230ZM234 127V126H233ZM255 127V126H254ZM60 128V127H59ZM74 128V127H73ZM72 128V129H73ZM170 128H172V127H170ZM219 128V127H218ZM217 128V129H218ZM52 130L54 129L53 127L51 128ZM61 129H63V128H61ZM92 129H94V128H92ZM146 129H149V128H146ZM145 129V130H146ZM166 129H167V127H166ZM165 129V130H166ZM213 129H214V125H213ZM229 129V128H228ZM10 130V129H9ZM12 130V129H11ZM86 130V129H85ZM90 130V129H89ZM131 131L133 130L132 128L130 129ZM145 130H144V132H145ZM150 130V133H154V132H152V131H154V130H152L151 131V129H149ZM163 130H164V128H163ZM219 130V129H218ZM217 130V131H218ZM226 131H227V128L225 129ZM224 130V131H225ZM231 130V129H230ZM233 130V129H232ZM61 131H63V130H61ZM92 131V130H91ZM137 131V130H136ZM136 131H132L131 133H135ZM158 131H160V127H159V130ZM161 131H162V129H161ZM226 131H225V133H226ZM233 131V132H234ZM12 132V131H11ZM13 132H14V130H13ZM55 132H57V131H55ZM87 132H89V131H87ZM93 132V131H92ZM95 132V131H94ZM93 132V133H94ZM166 132V131H165ZM201 132H203V134L202 135H204L205 133H204V131H201ZM201 132H200V135H201ZM208 132V131H207ZM228 132V131H227ZM106 133V132H105ZM149 133V132H148ZM191 133H193V132H191ZM197 133H199V132H197ZM224 133V134H225ZM236 133V134H237ZM16 134V133H15ZM15 134H13V135H15ZM60 134H63L64 135V133H60ZM141 134H143V133H141ZM157 134H159L160 136L162 135L160 132L159 133H157ZM156 134V135H157ZM168 134V133H167ZM196 134V133H195ZM209 134H211V132L209 133ZM209 134H207V136L209 135ZM223 134V135H224ZM227 134L228 133H226V136H227ZM11 135H12V133H11ZM17 135V134H16ZM88 135V134H87ZM152 135V134H151ZM150 135V136H151ZM154 135V134H153ZM215 136H216V134H214ZM60 136H62V135H60ZM84 136H86V135H84ZM91 137H92V135H90ZM98 136V135H97ZM143 136V135H142ZM149 136V135H148ZM160 136H158V137H156V138H160ZM194 136V135H193ZM196 136V135H195ZM204 136H206V134L204 135ZM204 136H202V138H204ZM206 136V137H207ZM213 136V135H212ZM254 136H256V137H254ZM1 137V136H0ZM47 137V136H46ZM50 137V136H49ZM46 138V139H49V141H50V138H51V141L52 142H54L53 140L54 139H56V138H54V139H52V137H50V138ZM87 137V136H86ZM162 137V136H161ZM191 137V136H190ZM210 138H211V136H209ZM254 137V138H253ZM9 138H11L10 136H9ZM13 138V137H12ZM11 138V139H12ZM19 138V137H18ZM63 138V137H62ZM89 138V137H88ZM109 138V137H108ZM131 138V137H130ZM130 138H129V141H130ZM145 138V137H144ZM189 138V137H188ZM208 138V137H207ZM217 137H215V139H216ZM220 138V137H219ZM218 138V139H219ZM7 139V138H6ZM5 139V140H6ZM61 139V138H60ZM60 139H56L57 141L59 140V142H60ZM101 138H99V141H102V139L100 140ZM134 139H136V138H134ZM191 139H193L192 137H191ZM205 139V138H204ZM212 139V138H211ZM240 139H242V138H240ZM254 139H255V141H254ZM8 140V139H7ZM10 140V139H9ZM8 140V141H9ZM62 140V139H61ZM90 140V139H89ZM92 140V139H91ZM200 140V139H199ZM208 140H209V138H208ZM207 140V142L209 143V141ZM14 140H12V142H13ZM16 141V140H15ZM46 141V140H45ZM48 141V140H47ZM63 141H64V139H63ZM95 142H96V140H94ZM149 141V140H148ZM147 141V142H148ZM187 141V140H186ZM194 141H195V139H194ZM193 141V142H194ZM201 141H204V142H206L205 140H201ZM213 141V140H212ZM211 141V142H212ZM218 141V140H217ZM216 141V142H217ZM219 141H222V139H219ZM219 141H218V145H219ZM19 142V141H18ZM95 142H93V145H94V143ZM111 142V141H110ZM153 142V141H152ZM227 142H228V139H227ZM241 142V141H240ZM20 143H21V141H20ZM55 143H57L56 141H55ZM61 143H62V141H61ZM67 143V142H66ZM100 144H101V142H99ZM99 143H97V144H99ZM106 143H108V142H106ZM132 143V142H131ZM196 143V142H195ZM212 143H214V141L212 142ZM14 144V143H13ZM51 144V143H50ZM58 144V143H57ZM129 144H130V142H129ZM147 144V143H146ZM154 144V143H153ZM156 144V143H155ZM185 144H186V142H185ZM188 144V143H187ZM191 144H193L194 145V143H191ZM200 144L201 145H204V144H202V143H199V145L198 146H200ZM220 144H222V142H220ZM52 145H54V147H57V146H55V144H51V146ZM60 145V144H59ZM67 144H65V146H66ZM74 145H75V143H74ZM112 145V144H111ZM134 145V144H133ZM133 145H131L132 146V149L134 148L133 147ZM141 145H143V144H141ZM150 145V144H149ZM158 145H159V143H158ZM197 145V144H196ZM1 146H3V144H1ZM10 146V145H9ZM22 146V145H21ZM100 146V145H99ZM144 146V145H143ZM151 146H152V144H151ZM163 146V145H162ZM190 146H192V145H190ZM195 146V145H194ZM193 146V147H194ZM206 146V145H205ZM217 146V145H216ZM215 146V147H216ZM18 147V146H17ZM19 147H20V145H19ZM93 147H95V145L93 146ZM96 147H98V146H96ZM159 147H161L160 145H159ZM203 147V146H202ZM220 147V149H221V146H219ZM242 148L243 150V152L240 150V148ZM10 148V147H9ZM9 148H6L7 150L9 149ZM23 148V147H22ZM58 148H60V146L58 147ZM69 148V147H68ZM74 147H72V149H73ZM137 148H140V147H137ZM142 148V147H141ZM144 148V147H143ZM149 148V147H148ZM151 148V147H150ZM186 148H189V146H187ZM192 148V147H191ZM199 148V147H198ZM198 148H197V150H198ZM207 148V147H206ZM205 147H204V149H206ZM4 149V148H3ZM15 149H16V147H15ZM19 149V148H18ZM61 149V148H60ZM72 149H69V151L71 150L72 151ZM82 149V148H81ZM115 149V148H114ZM118 149V148H117ZM131 149V150H132ZM136 149V148H135ZM134 149V150H135ZM190 149V148H189ZM195 149V148H194ZM203 149V148H202ZM219 149V150H220ZM21 150V149H20ZM40 150V149H39ZM75 150V149H74ZM148 150H150V149H148ZM147 150V151H148ZM151 150H152V148H151ZM188 150V149H187ZM193 150V149H192ZM9 151H10V149H9ZM18 151V150H17ZM16 151V152H17ZM76 151V150H75ZM75 151H74V153H75ZM82 151H84L83 149H82ZM82 151L80 152V151H77V152H80V154H83L82 153ZM142 151V150H141ZM159 151V150H158ZM200 150H198V152H199ZM5 152H7V151H5ZM16 152H14V153H16ZM61 152H62V150H61ZM85 152V151H84ZM154 152V151H153ZM153 152H151L150 151V154L152 153L153 154ZM172 152V151H171ZM191 152V151H190ZM196 152V151H195ZM209 152V151H208ZM8 153V152H7ZM10 153V152H9ZM13 153V152H12ZM13 153V154H14ZM41 153H43V151L41 152ZM63 153V152H62ZM65 153V152H64ZM69 153V152H68ZM71 153V152H70ZM73 153V152H72ZM73 153V154H74ZM156 153H157V151H156ZM66 154V153H65ZM144 156H145V154H144V152L142 153ZM168 154V153H167ZM171 154L172 153H170V157H171ZM71 155L72 154H70V156L69 157H71ZM75 155V154H74ZM76 155H78V154H76ZM75 155V156H76ZM84 155H86V153L84 154ZM175 155V154H174ZM177 155V154H176ZM189 155V154H188ZM187 155V156H188ZM4 156H5V154H4ZM62 156H64V155H62ZM61 156V157H62ZM68 156V155H67ZM75 156H72V157H74L75 158ZM82 156V155H81ZM2 157V156H1ZM6 157V156H5ZM10 157H11V153H10ZM15 157V156H14ZM51 157V156H50ZM71 157V158H72ZM78 156H76V158H77ZM86 157H88V156H86ZM147 157V156H146ZM177 157V156H176ZM179 157V156H178ZM4 158V157H3ZM12 158V157H11ZM49 158V157H48ZM66 158V157H65ZM85 158V157H84ZM89 158L90 157H88V160H89ZM179 158H181V157H179ZM8 159H9V157H8ZM79 159V158H78ZM156 159V158H155ZM170 159V158H169ZM214 159H211L212 161L214 160ZM43 160H45V158L43 159ZM55 160H57V159H55ZM84 160H86V159H84ZM145 160V159H144ZM173 160H174V157H173V159H172V162H173ZM178 160V159H177ZM210 160V161H211ZM9 161H11V159H9ZM13 161H14V159H13ZM58 162H59V160H57ZM67 161V160H66ZM91 161V160H90ZM93 161V160H92ZM141 161V160H140ZM170 161V160H169ZM176 161V160H175ZM182 161V160H181ZM184 161H185V159H184ZM183 161V162H184ZM191 161V160H190ZM28 162V161H27ZM35 162V161H34ZM46 162V161H45ZM48 162H49V160H48ZM52 162V161H51ZM54 162V161H53ZM57 162V163H58ZM82 162H83V160H82ZM144 161H142V163H143ZM167 162V161H166ZM165 162V163H166ZM171 162V164H173ZM177 162V161H176ZM175 162V163H176ZM179 162H180V160H179ZM178 162V163H179ZM195 162V161H194ZM193 162V163H194ZM215 162V161H214ZM50 163V162H49ZM48 163V164H49ZM80 163H81V159H80ZM141 163V164H142ZM153 163H154V160H153ZM169 163L170 162H167L166 164H167V168H165V169H168L169 168ZM186 163V162H185ZM190 164H192L191 162H189ZM196 163V162H195ZM42 164V163H41ZM43 164H45V163H43ZM48 164H46V166H48ZM85 164H87V162L85 163ZM170 164V165H171ZM180 164V167L182 166L181 165V163H179ZM187 164H188V162H187ZM199 165H200V163H198ZM8 165H9V162H8ZM7 165V166H8ZM13 165V164H12ZM64 165H65V163H64ZM82 165V164H81ZM197 165V164H196ZM2 166V165H1ZM0 166V167H1ZM5 166V165H4ZM7 166H5V167H7ZM53 166V165H52ZM55 166V165H54ZM83 166V165H82ZM86 166V165H85ZM172 166V165H171ZM170 166V167H171ZM178 166V165H177ZM205 166V165H204ZM216 166V165H215ZM37 167H40L39 166V163H38V166ZM45 167V165L42 167V168H44ZM56 167V171H57V167H58V165L57 166H55ZM60 167H61V165H60ZM176 167V166H175ZM187 167H188V165H187ZM191 167H192V165H191ZM196 167V166H195ZM12 168V167H11ZM47 168H49V166L47 167ZM52 168V167H51ZM50 168V170H52ZM93 168V167H92ZM117 168V167H116ZM182 168H183V166H182ZM185 168H186V166H185ZM193 168V167H192ZM202 168H204V167H202ZM174 169V168H173ZM181 169V168H180ZM187 169V168H186ZM59 170V169H58ZM194 170H196L195 168H194ZM210 170V169H209ZM43 171V170H42ZM81 171H82V169H81ZM85 171V170H84ZM94 171V170H93ZM237 171H240L241 172V170H237ZM30 172V171H29ZM44 172V171H43ZM194 172V171H193ZM244 172H242V174L244 173ZM11 173V172H10ZM49 173V172H48ZM94 173H96V172H94ZM6 174V173H5ZM50 174H51V172H50ZM57 173L55 172V175H56ZM76 174V172H74V175ZM79 174V173H78ZM83 174H85L84 172H83ZM92 175V174H91ZM97 175V174H96ZM208 175V174H207ZM224 175V174H223ZM241 175V174H240ZM245 175V174H244ZM248 175H246V176H248ZM8 176V175H7ZM27 176V175H26ZM80 176V175H79ZM78 176V177H79ZM86 176H87V174H86ZM94 176V175H93ZM197 176V175H196ZM221 177H222V175H220ZM245 176V177H246ZM11 177H12V174H11ZM99 177V176H98ZM210 177V176H209ZM8 178H9V176H8ZM83 179H84V177H82ZM81 178V179H82ZM89 178H91L90 176H89ZM247 178V177H246ZM93 179V178H92ZM204 179V178H203ZM206 179V178H205ZM258 179V178H257ZM262 179V178H261ZM261 179L259 180L260 181V183H261ZM12 180H13V178H12ZM94 180V179H93ZM192 180V179H191ZM191 180H189L190 182H191ZM207 180V179H206ZM206 180H205V182H206ZM230 181H231V179H229ZM236 180V179H235ZM5 181V180H4ZM8 181H9V179H8ZM81 180H79V183L81 184V183H83V187H84V189L83 190H87V188H86V177H85V180H84V182H80ZM95 181V180H94ZM193 181V180H192ZM197 181V180H196ZM196 181H195V185H196ZM201 181H202V179H201ZM200 181V182H201ZM233 181V180H232ZM254 181V183L256 182L257 183V181H256V179H254L253 180ZM263 181V180H262ZM1 183H3V181H0ZM12 182V181H11ZM89 182V181H88ZM194 182V181H193ZM192 182V183H193ZM229 182V181H228ZM0 183V184H1ZM9 183V182H8ZM7 182H6V184H8ZM77 183V182H76ZM90 183V182H89ZM116 183H117V181H116ZM145 183H147V182H145ZM144 183V184H145ZM5 184V183H4ZM11 184V183H10ZM78 184V183H77ZM93 184H95V183H93ZM176 184V183H175ZM174 184V185H175ZM184 184V183H183ZM198 184V183H197ZM207 184H210V182L209 183H206V185L204 186V187H202V188H200L197 192V194H198V196H200V197H205V196H207V197H205L206 199L207 198H209V197H212V193L214 192V191H212V189L210 188V187H208L207 186ZM230 184V183H229ZM259 184V183H258ZM12 185V184H11ZM32 185V184H31ZM181 185V184H180ZM194 185V186H195ZM201 185V184H200ZM199 185V186H200ZM204 185V184H203ZM211 185V184H210ZM261 185V184H260ZM9 186V185H8ZM121 186V185H120ZM154 186H155V184H154ZM157 186V185H156ZM155 186V187H156ZM176 186V185H175ZM185 187H186V185H184ZM212 187H214V185H211ZM262 186H264V185H262ZM2 188L4 187V185L3 186H1ZM1 187H0V190H1ZM5 187H7L6 185H5ZM77 187V186H76ZM88 187V186H87ZM181 187H183V186H181ZM192 187V186H191ZM201 187V186H200ZM221 187V186H220ZM219 187V188H220ZM223 187V186H222ZM8 188V187H7ZM78 188H79V185H78ZM89 188V187H88ZM157 188V187H156ZM193 188V187H192ZM199 188V187H198ZM261 188H264V187H261ZM74 189V188H73ZM145 189V188H144ZM146 189H147V187H146ZM214 189V188H213ZM257 189H258V187H257ZM3 190V189H2ZM7 190H9V188L7 189ZM12 190V187H10V191ZM34 190V189H33ZM88 190H91V189H88ZM92 190H93V188H92ZM118 190V189H117ZM259 190V189H258ZM261 190V189H260ZM9 191V192H10ZM81 191V190H80ZM148 191V190H147ZM262 191H263V189H262ZM262 191H260L259 193L261 194V196H262V194L263 193H261ZM8 192V191H7ZM5 193V192H4ZM144 193H145V191H144ZM143 193V194H144ZM148 193V192H147ZM258 193V194H259ZM8 194V193H7ZM89 194H92L93 195V193H91V191H90V193ZM99 194V193H98ZM122 194V193H121ZM151 193L149 192V194H148V196H149V198H150V196H152V195H150ZM166 194V193H165ZM164 194V195H165ZM185 194V193H184ZM184 194H183V196H181V198H183L184 197ZM227 194V193H226ZM1 195V194H0ZM3 195V194H2ZM142 195V194H141ZM141 195H139V196H141ZM186 195V194H185ZM196 195V194H195ZM97 196V195H96ZM96 196H94V198H92L91 196V198L92 199H94V201H95V197ZM146 196V195H145ZM148 196H146L147 197V201H148ZM166 196H168V195H166ZM198 196H196L195 198L197 199V197ZM215 196V195H214ZM217 197V196H216ZM220 197V196H219ZM254 197V196H253ZM40 198V197H39ZM45 198V197H44ZM99 198H102V197H99ZM185 199H186V197H184ZM188 198H189V196H188ZM192 198V197H191ZM190 198V199H191ZM43 199V198H42ZM41 199V200H42ZM105 199V198H104ZM130 200L129 201H131V198H129ZM143 199H145V198H143ZM152 199V198H151ZM150 199V200H151ZM195 199V200H196ZM203 199V198H202ZM221 199V198H220ZM220 199H218L217 198V200L216 201H218V200H220ZM261 199V198H260ZM37 200H38V198H37ZM44 200H46V199H44ZM44 200H42V201H44ZM89 200V199H88ZM136 200V199H135ZM139 200V199H138ZM150 200H149V202H150ZM172 200H173V197H172ZM187 200V199H186ZM194 199L192 200V201H194V202H196ZM198 200V199H197ZM201 200V199H200ZM212 200V199H211ZM211 200H210V202H211ZM215 200V199H214ZM257 200V199H256ZM101 201V200H100ZM99 201V202H100ZM175 201V200H174ZM188 201V200H187ZM190 201V200H189ZM189 201H188V203H189ZM192 201H190L191 203V205H192ZM208 201V200H207ZM22 202V201H21ZM103 202V201H102ZM132 202V201H131ZM140 202V201H139ZM145 202V201H144ZM149 202H147V204H150ZM198 202V201H197ZM250 202V201H249ZM255 202V201H254ZM43 203V202H42ZM45 203V202H44ZM43 203V204H44ZM55 203V202H54ZM175 203V202H174ZM177 204V207H178V204H180L179 202H176ZM181 203H184V202H181ZM201 203L203 204L204 202H202L201 201ZM209 203V202H208ZM214 203H217V202H214ZM221 203V202H220ZM220 203H217V204H220ZM223 203V202H222ZM252 203V202H251ZM259 203H261V202H259ZM38 204H40V203H38ZM106 204H107V200H106ZM133 204H136V203H133ZM145 204V203H144ZM146 204V206L147 207H149L148 205ZM157 204H158V202H157ZM156 204V205H157ZM244 204V203H243ZM253 204V203H252ZM22 205H25V204H22ZM172 205H173V203H172ZM182 205V204H181ZM190 205V206H191ZM200 205V204H199ZM213 205V204H212ZM220 205H222V204H220ZM219 205V208H217V209H220V206ZM26 206V205H25ZM24 206V207H25ZM28 206H31L30 205V203L28 204ZM27 206V207H28ZM107 207H108V204L106 205ZM105 206V207H106ZM158 206V205H157ZM162 206H166V205H162ZM168 206V205H167ZM183 206V205H182ZM189 206V207H190ZM249 206V205H248ZM254 206H256V204L254 205ZM47 207V206H46ZM105 207H103L102 206V208H105ZM151 207V206H150ZM159 207V206H158ZM169 207V206H168ZM191 207H193V209H194V207H196V204L194 203V206H191ZM190 207V208H191ZM197 207H199V206H197ZM207 207H209V205L207 206ZM239 206H236V209L238 210L239 208H238ZM244 207H245V205H244ZM258 207V206H257ZM21 208H23V207H21ZM31 208V207H30ZM49 208H50V206H49ZM95 208H97V206L95 207ZM170 208V207H169ZM181 207L179 206L178 207V210L180 209ZM211 208V207H210ZM224 208H226V207H224ZM243 208V207H242ZM18 209V208H17ZM26 209V208H25ZM52 209V208H51ZM98 210H99V208H97ZM110 209V208H109ZM149 209V208H148ZM150 209H152V208H150ZM150 209L149 210H147L148 212L150 211ZM161 209V208H160ZM171 209V208H170ZM192 209V208H191ZM196 209V211L199 209L200 211H199V213H200V221L199 222H197L196 224H193V223H191V222H188V223H190V224H188L187 225V227L186 228H184L185 229V232H186V234H187V236L189 237V239H190V241L193 243V245H194V248L188 253V259H187V261L185 262V261H183L180 257H179V255L175 252V250L173 249V247H171L172 245H173V243H171L170 245H169V242H168V239H167V235L165 234V233H167V232H164V231H166V230H160V228L157 230V228H156V230H152L151 231V237H152V241H153V243H152V249H151V253H150V264H211L212 263V259L214 258V260L216 259H220L221 257H225V262H226V256L228 257L227 258V260L230 258L229 256H233L234 257V261H236V260H238V261H242V260H244V259H246V258H248L249 256H253V255H259V254H262V255H264L262 252L264 251V249H263V243L261 244V241H259V238H258V235H259V233H260V231H263V227H262V225H260L261 226V228L262 229H260V228H258L259 227V225H258V227H253V226H251V224L252 223H255V222H250L251 220H250V218H249V220H246V221H248V222H250L251 224H250V226L251 227H253V228H251V227H245V226H243V224L241 223V225H239L240 223H238V220H236L237 221V223H236V221H235V218H233L232 219V217L230 216V218L227 216V215H225V214H227V212H225V214L223 213V212H219V210H218V212H216V211H214V213L212 212L213 211V209H212V211H211V209H210V211L211 212H209V211H203V210H201L202 208H195ZM216 209V208H215ZM216 209V210H217ZM222 209V210H221ZM220 210L221 211H223V208H221ZM234 210H235V207L233 208ZM243 209H245V208H243ZM20 210V209H19ZM24 210V209H23ZM41 210V206H40V209H39V211ZM172 210V209H171ZM205 210H206V208H205ZM228 210H229V208H228ZM237 210H235V211H237ZM241 210V209H240ZM247 210V209H246ZM21 211V210H20ZM31 211V210H30ZM45 211V210H44ZM47 211H48V209H47ZM97 211V210H96ZM166 211H168V209L166 210ZM176 211H177V209H176ZM175 211V212H176ZM195 210H192V212H194ZM195 211V212H196ZM245 211V210H244ZM19 212V211H18ZM29 212V211H28ZM42 212V211H41ZM99 212L103 215V213H102V211H100L99 210ZM165 212V211H164ZM163 212V213H164ZM174 211H173V213H175ZM229 212L231 213V211L229 210ZM228 212V213H229ZM240 212V211H239ZM238 212V213H239ZM20 213V212H19ZM40 213V212H39ZM97 213V212H96ZM100 213L97 215V217H96V224H94V225H96L95 226V228L93 229L94 231V233H95V236H96V239L97 240H100L102 237H101V226H103L102 225V218H101V216H100ZM150 213H151V211H150ZM181 213V212H180ZM179 213V214H180ZM229 213V214H230ZM247 214L249 213L248 212V210H247V212H246ZM29 214V213H28ZM136 214H138V212L136 213ZM168 214H169V212H168ZM168 214H166V215H168ZM170 214H172L171 212H170ZM176 214V213H175ZM193 214V213H192ZM231 214H234V216H236L235 215V213H231ZM240 214L241 213H239V215H238V217L240 216ZM244 214H245V212H244ZM19 216L21 215V214H18ZM38 215V214H37ZM178 214H176V216H177ZM241 215H243V214H241ZM252 216L253 215H255L254 214V211L252 212V214H251ZM251 215L250 214H248V215H244V216H242V217H240V218H244L245 216H247V217H251ZM15 216V215H14ZM36 216V215H35ZM34 216V217H35ZM104 216V215H103ZM107 216V215H106ZM136 216V219H137V215H135ZM171 216V215H170ZM172 216H174V215H172ZM233 216V217H234ZM261 216V215H260ZM259 216V217H260ZM13 217V216H12ZM21 217V216H20ZM27 217H28V215H27ZM29 217H30V215H29ZM28 217V218H29ZM138 217H140L139 215H138ZM151 217V216H150ZM168 217V216H167ZM186 217H188L187 215H186ZM216 217H220L225 223H229V236H230V240H229V242L227 243V244H225L224 243V241L223 240H220V241H217V243H216V245H215V248H216V250L215 251H212V252H207V251H203V249L205 248V245L207 244V247L208 248H212L214 245L210 242V241H205L204 239H203V237L201 236V231L202 230H207V228L208 227H211V226H213L214 224H216L217 223V221H216ZM238 217H236L237 219H239ZM255 217V216H254ZM16 218V217H15ZM25 218V217H24ZM33 218V217H32ZM108 218V217H107ZM189 218V217H188ZM246 218V217H245ZM244 218V219H245ZM252 218V217H251ZM256 218V217H255ZM255 218H253L254 220H255ZM140 220H141V218H139ZM190 219V218H189ZM257 219V218H256ZM17 220V219H16ZM105 220V219H104ZM103 220V221H104ZM151 220H153V217H152V219ZM174 220H175V218H174ZM174 220H173V224H174ZM241 220H243V219H241ZM240 220V221H241ZM24 221H25V219H24ZM35 221V220H34ZM39 221V220H38ZM137 222H138V220H136ZM177 221V219L175 220V223H177L176 222ZM184 221H186V220H184ZM188 221V220H187ZM257 221V220H256ZM10 222V221H9ZM15 223H16V221H14ZM46 222H48V221H45V223ZM106 222V221H105ZM107 222H108V220H107ZM140 222V221H139ZM138 222V223H139ZM248 222H246L248 225H249V223ZM260 221H258L257 223H259ZM262 222H264V220L262 221ZM6 224V223H5ZM18 224V223H17ZM19 224L21 225V223L19 222ZM140 224V223H139ZM256 224V223H255ZM9 225V224H8ZM15 225V224H14ZM19 225V226H20ZM49 225V224H48ZM254 225V224H253ZM264 225V224H263ZM18 226V225H17ZM27 226L29 227V225L27 224ZM35 226V225H34ZM36 226H37V224H36ZM41 226H42V224H41ZM45 227H48L46 224L44 225ZM50 226V225H49ZM223 225H221V227H222ZM255 226V225H254ZM256 226H257V224H256ZM16 227V226H15ZM21 227L23 228V226L21 225ZM20 227V228H21ZM156 227V226H155ZM154 227V228H155ZM17 228V227H16ZM19 227H18V231L19 230H21ZM34 228V227H33ZM44 228V227H43ZM153 228V227H152ZM10 229H11V227H10ZM29 229V228H28ZM35 229H37L36 227H35ZM162 229V228H161ZM164 229V228H163ZM171 229V228H170ZM175 229V228H174ZM12 230V229H11ZM15 230V229H14ZM26 230V229H25ZM30 230V229H29ZM151 230V229H150ZM15 231H17V229L15 230ZM17 231V232H18ZM34 233H36V231L33 229L32 230ZM148 233H149V231L148 230H146ZM145 231V232H146ZM167 231H168V229H167ZM173 231H175L176 232V230H173ZM177 231H178V229H177ZM3 233H4V231H3ZM13 233V232H12ZM12 233L9 235V236H12ZM18 233H22L21 231L20 232H18ZM17 233V234H18ZM30 233V232H29ZM171 233H173L174 234V232H172L171 231ZM169 231H168V234L170 235L171 234ZM6 234V233H5ZM150 234V233H149ZM177 234V233H176ZM261 234L262 235H264L262 232H261ZM7 235V236H8ZM19 235V234H18ZM22 235V234H21ZM24 235V234H23ZM33 234H31V236H32ZM175 235V234H174ZM4 236V235H3ZM6 236V235H5ZM4 236V237H5ZM8 236V237H9ZM20 236V235H19ZM26 236V235H25ZM27 236H28V234H27ZM251 236H255L256 238H258V240H254V239H252V241H250V242H248V241H246V239H250L251 238ZM3 237V240H2V242H5L4 241V239L6 240V238H4ZM7 237V238H8ZM43 237V236H42ZM41 236H39V234L37 233V235L35 236V234L32 236V237H30L29 239H27V240H25V239H22L21 237L20 238H17L16 239V241H17V247H18V249H16V250H18V252H17V259L15 258V260H16V262H18V264H37L35 261H36V254H37V248H38V245L39 246H41L40 244L41 243H44V242H42L43 241V238H42ZM103 237H105V236H103ZM259 237H262V236H260L259 235ZM10 238V237H9ZM2 239V238H1ZM45 239V238H44ZM103 240H102V244H103V241H106V240H104V238H102ZM46 240V239H45ZM262 240V239H261ZM190 241H189V243H190ZM263 241V240H262ZM7 242V241H6ZM5 242V243H6ZM12 242H13V240H12ZM100 242V241H99ZM8 243V242H7ZM6 243V244H7ZM9 243H11V242H9ZM105 243L106 242H104V246H105ZM103 246V247H104ZM16 248V247H15ZM107 248V247H106ZM185 248V249H184ZM7 249V248H6ZM180 249V248H179ZM183 249L184 250H186V252L187 251H189V249H190V247H188V250L186 249V247H183ZM182 249V250H183ZM108 250V249H107ZM107 250H105V251H107ZM178 250V249H177ZM183 250V251H184ZM5 251H7V250H5ZM8 251H11L10 249L8 250ZM12 252H13V250H12ZM11 252V253H12ZM179 252H181V251H179ZM105 253V252H104ZM108 253V252H107ZM182 253V252H181ZM186 254V253H185ZM0 255H1V253H0ZM182 255V254H181ZM183 255H184V253H183ZM5 256V255H4ZM4 256H2V257H4ZM175 257V261H173V258ZM232 258V257H231ZM252 258H254V257H252ZM222 259V258H221ZM233 259V258H232ZM7 260V259H6ZM9 260V259H8ZM14 260V261H15ZM223 260V259H222ZM230 260V259H229ZM252 260V259H251ZM1 261V260H0ZM3 261H4V258H3ZM104 261V260H103ZM221 261V260H220ZM219 261V262H220ZM233 261V262H234ZM15 262V263H16ZM41 262V261H40ZM218 262V261H217ZM222 262V261H221ZM228 262V261H227ZM243 262H245V261H243ZM7 263V262H6ZM5 262H0V264H6ZM14 263V262H13ZM102 263V262H101ZM105 263H106V261H105ZM230 263V262H229ZM235 263H237V262H235ZM246 263V262H245ZM244 263V264H245ZM42 264V263H41ZM108 264H110L109 262H108ZM214 264V263H213ZM263 264V263H262Z\"/></svg>",
	"mask_w": 264,
	"mask_h": 264
},
{
	"label": "snow or ice",
	"instance_id": "obj_3",
	"mask_svg": "<svg viewBox=\"0 0 264 264\" xmlns=\"http://www.w3.org/2000/svg\"><path fill=\"white\" fill-rule=\"evenodd\" d=\"M217 223L211 227H208L207 230L201 231V236L205 241H210L214 246L212 248H208L207 244L203 251L212 252L215 251V245L217 241L223 240L225 244H227L230 240L229 236V223H225L220 217L215 218ZM221 225H223L221 227ZM175 261V257L173 258Z\"/></svg>",
	"mask_w": 264,
	"mask_h": 264
}]
</instances>
